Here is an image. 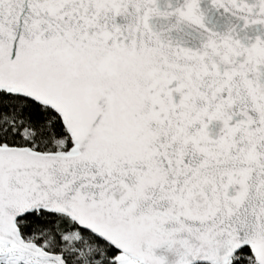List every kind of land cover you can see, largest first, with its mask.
<instances>
[{
  "label": "snow or ice",
  "instance_id": "snow-or-ice-1",
  "mask_svg": "<svg viewBox=\"0 0 264 264\" xmlns=\"http://www.w3.org/2000/svg\"><path fill=\"white\" fill-rule=\"evenodd\" d=\"M0 264H264V0H0Z\"/></svg>",
  "mask_w": 264,
  "mask_h": 264
}]
</instances>
